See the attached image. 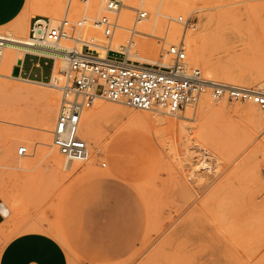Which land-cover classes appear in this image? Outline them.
<instances>
[{
  "label": "rangeland",
  "instance_id": "rangeland-1",
  "mask_svg": "<svg viewBox=\"0 0 264 264\" xmlns=\"http://www.w3.org/2000/svg\"><path fill=\"white\" fill-rule=\"evenodd\" d=\"M3 1L7 18L0 19V35L8 37L14 36L25 24L29 29L33 17L52 15L55 18V8L59 9L57 20L66 12L72 20L82 15L96 18L104 13L98 8L100 0H71L69 8L67 0ZM141 6L136 4L138 9L133 10L128 27H133L139 9L148 12L151 24L159 21V28L151 25L147 31L155 35L149 40L159 47L162 57L167 45L183 40L189 66L199 68L206 78L204 63L195 64L189 52L193 40L199 35L207 36L204 53L216 70L215 78L252 88L263 84L264 0H153L149 7ZM219 12L224 15L209 16ZM178 15H192L197 20L195 29L184 34L175 22ZM119 23H122L121 15ZM168 29H174L175 34L168 35ZM90 32L100 38H95L96 44L108 45L100 31L90 29L88 36ZM127 36L126 45L130 40L137 44L138 35L128 31ZM128 50L129 60L149 62L138 58L146 54L137 47ZM98 54L104 56L103 51L98 50ZM109 56L123 58L116 53ZM2 62L3 55L0 68ZM54 65V58L24 53L23 60L5 72L7 76L0 75V185L5 187L4 197L0 191V199L5 203L11 198L21 200L17 211L11 210L12 217L3 222V228L0 226V251L21 231L47 229L63 243L69 264H264L261 119L259 128L254 129L243 115L245 104L226 99L216 102L207 93L211 115L205 130L213 143L200 145L196 143L200 140L193 128L181 130L159 121L177 120L166 113L97 100L81 117L84 123L87 116H93L98 134V141L84 138L90 149L88 161L72 164L60 154L63 160L60 158V163L53 164L50 159L53 151H45L49 146L34 142L43 126L52 130L54 124L60 93L54 86L41 85L51 83ZM61 77L58 75V80ZM48 95L55 104L51 114L45 104ZM197 112V106L187 107L179 115L192 118ZM184 123L195 124L190 119ZM51 130L48 139H51ZM19 135L27 140L15 142L12 159L26 160L31 164L26 170L3 166V139ZM21 144L28 147V156L16 155ZM253 147L258 150L257 155L244 157ZM40 150L43 153L39 155ZM101 162L106 166L101 168ZM256 164L261 166L260 174L255 170ZM96 168L112 172L126 188L118 193H104L101 183L105 172L87 174ZM85 190L91 201L74 215L75 223L86 229L85 238L116 250L133 244L127 251L97 257L76 250L66 241L63 233L70 236L73 228H66L65 215L71 203L81 201L78 195ZM143 216L145 224L141 228ZM26 223H30L29 228H19Z\"/></svg>",
  "mask_w": 264,
  "mask_h": 264
},
{
  "label": "built area",
  "instance_id": "built-area-1",
  "mask_svg": "<svg viewBox=\"0 0 264 264\" xmlns=\"http://www.w3.org/2000/svg\"><path fill=\"white\" fill-rule=\"evenodd\" d=\"M70 2L71 0H67V7H70ZM100 2L111 12H117L121 7L120 0ZM146 17L145 11L138 12L136 22ZM175 22L182 27L183 32L194 30L197 24L192 15H178ZM94 24L106 38H110L117 28L116 20L102 13ZM86 25L90 26L89 18L82 15L72 20L68 12L56 24H52L46 16H36L29 22L30 44H23L66 58L67 67L62 71L61 79L54 83L60 96L51 130V143L66 161H88L90 149L86 140L79 135V128L82 112L97 100L136 110L158 109L175 114L184 112L187 107H195L202 95L208 93L213 101L226 99L256 105L262 114L264 129V82L261 89L251 90L207 81L199 68L189 66L186 62V50L181 41L167 45L165 51L172 60L170 66L134 62L126 57V52L110 49L107 50L106 58L100 59L96 50H92L93 41L78 37ZM1 41L0 59L3 40ZM65 41H72L73 44L66 47L63 44ZM109 53L121 54L123 58L110 57ZM35 55L53 59L43 54ZM44 64L47 62L44 61ZM28 154L29 149L25 144L18 146L17 156ZM100 165L105 167L106 163L101 162Z\"/></svg>",
  "mask_w": 264,
  "mask_h": 264
},
{
  "label": "bare ground",
  "instance_id": "bare-ground-1",
  "mask_svg": "<svg viewBox=\"0 0 264 264\" xmlns=\"http://www.w3.org/2000/svg\"><path fill=\"white\" fill-rule=\"evenodd\" d=\"M120 1H121V7H120V9L117 12H111V11L107 10L105 8L104 3H102V2H101V7H99V5H98V8L101 9L104 12L102 14H105L110 19H115V20L117 19L116 20V25H117V28H119V31H117L115 33V31L117 30V28H116L115 31H114L115 34H113L114 36L112 35L110 38H106V37H104L101 34L102 38L108 42V45L105 46V45H102V44H96L95 38L96 39L98 38V40L100 38L97 37L96 35H93L91 32H90L91 35L89 34L90 36L87 35V32L90 29L91 30L92 29L98 30L97 27H96V24H94V21L97 19L98 16L96 18L87 17V18L90 19V26L86 25L84 27V29L82 30L81 34H78V37L80 36L79 38L87 40V41L92 40L93 43H94V48L92 50H96L98 56H99L98 50L99 51H103V55L104 56H102V57L99 56L98 58H100V59L106 58L108 49L112 50L114 48V49L118 50L119 52H123L124 51V52L127 53L129 51L128 48L132 49V47H134V49H135L137 47L143 54H146V57L142 56V58H141V57H138V55H136V54H134L133 56H137L139 59H143V60L149 61V62H146V63H150V64H155L156 63V64H160V65L170 66L172 64V60L167 55V53L163 52L164 53V57H162L163 54L160 55L159 47H157V45L155 43H153V42H151L149 40L150 36L153 37L155 35L151 34L147 30L151 28V25H153L152 27H155V29L159 28V21H156L154 24H151L150 23V21H151L150 20L151 19L150 15L148 17V12L145 11L147 13V17L145 19H143V20H141V21H139L137 23L136 22V17H135L133 27H131V28L128 27V25L131 24V21H132V12H133V10L134 9H138L136 7V4L139 3L143 7L147 8V7H149L150 3L153 0H120ZM70 4H71V2H70ZM142 6H141V8H142ZM54 10H55L54 11L55 12L54 15L57 17V15H56V13H57L58 16H59V13H58L59 9L57 10L55 8ZM92 10L95 11V7H92ZM136 11L138 13V12H142L144 10L139 9V10H136ZM157 13H158V11H157ZM221 13H223V12H219V13H217V15L216 14H214V15L212 14V15H209V16L211 18L216 17V16L220 17V15H224V14H221ZM120 15H121V22H122L121 24L119 23ZM159 15L161 16L163 14L159 12ZM164 15H166V14H164ZM115 16H116V18H115ZM49 17L52 18V15L49 16ZM56 17L50 19L52 24L58 23L59 20H57ZM142 21L145 22V23L142 24ZM27 30H28V24H25L21 28H19L17 32L13 33L14 36L8 37V36L0 35V41L3 40V45H2V51H3L2 52L3 53L2 54L3 55V62L2 63H3V65L0 68V75L7 76L5 74V72H7V70L17 66L18 63L21 60H23V55L26 52L33 53V54H40V55H42V54L43 55H49V56L53 57L54 60H55V65H54V68H53V71H52V74H51V83L50 84H44L43 83L41 85L42 86H51V87L54 86L55 87L54 82H56V80H58V75L61 74V76H62V71H64L66 69V67H67L66 58L63 55H59L58 56V55H55V54H51L47 50H42V49H38V48H35V47L23 45V44H30ZM127 30L130 32V34L139 36V38L137 40V44H136L135 41L130 40L128 45H126L127 43H125V41L127 40V37H128L127 36V32L128 31ZM186 32H184V34ZM167 34L170 35V36H173L175 34V30L171 29V30H169L167 32ZM183 38H184V35H183ZM207 38H208L207 36H202V35L200 36L199 35V37H197L195 40H193L191 42V51L189 52V57L195 64L198 65L201 62L204 63L203 70L205 71V74L207 75L205 80L211 81V82H213L215 84H221V85H225V86L239 87V88H245V89H251V90H258L259 87L262 88L263 84H261V83L259 84V86L257 88H252V87H248V86L236 85V84H233L231 82H222V81H219L217 78H215L216 74H217L216 70H215L214 66L210 63V61H208L205 58L204 50H205V47L207 45ZM4 40H6V41H4ZM100 41H102V40H100ZM181 42L183 43V40ZM183 45H184V43H183ZM66 47H70V46H66ZM186 62L188 63L187 57H186ZM263 76H264V72H263ZM19 89L17 90V92L20 91ZM27 90H29V89H27ZM220 100H223V99H220ZM220 100H217L216 102H218ZM45 104H46L47 111L50 114L53 113V110L55 109V104L50 99L49 95L47 96V103L45 102ZM210 104H211V102L208 99L207 93H204L202 95L199 103L196 105L197 108H198L197 116L196 117H192V118L187 116V115H182V118H181L180 117L181 115H179V113L171 114V113H168L166 111H162V110H158V109H152V110H157L159 112H163V113L168 114V116H172L174 118H177V120L159 119V121H161L162 123L166 124L168 127H174V126L177 127L178 126L181 130L187 129V128H189V129L193 128L197 138L200 140V142H196V143L201 145V144H204L206 142H211L210 138H209V134L205 130V125H206V123H207V121H208V119L210 118V115H211L210 114L211 113L210 112L211 111L210 110ZM242 104L246 105V108H244V110H243V115H245V117L248 118L249 121H251L252 127L254 129L255 128H259V119H261V122H263V117H262V114H261L260 110L258 109V107L256 105L252 104V103H242ZM100 110H102V109H100ZM144 111H147V110H144ZM148 111H151V110H148ZM83 112H82V114H83ZM81 117H82V115H81ZM189 119L192 120L193 123H195V124H193L191 126H187L184 123V120H189ZM80 123H81V125H80V128H79V135H81V137H83V138L89 137V138H93L96 141H98L97 140L98 134L95 131L93 116H87L85 122L84 123L80 122ZM50 130H51V128H49V126H43L41 128L40 136L37 138L36 141L34 140L35 141L34 143L37 144V145H45L46 144L47 146H49L48 149H45V151L52 150L53 154L51 155L50 159L53 162V164H58V163H60V158L62 159V157H61L60 153L57 151V149L52 145L51 139L47 138ZM260 135L262 136L261 138H264V129L262 130V133ZM6 138L3 139V166H9L11 168H15V170L16 169L26 170L29 167H31V164H29L26 160H24L22 158L19 159V160L18 159L17 160L12 159V156H13L12 155V153H13V145H15V142L16 143L17 142H26L27 139L23 135L15 136L14 138H11V139H10V137H9V139H8V137H6ZM211 143H213V142H211ZM41 150L39 152V155L43 153V151H41ZM257 151L258 150L255 149V147H253L249 152L247 151L248 153L246 152L247 155L244 156V157H246V158H254L257 155ZM26 156H28V155H26ZM20 157H22V156H20ZM66 162H68V161H66ZM73 162H78V161H72V162H68V163H72L73 164ZM79 163H85V162H79ZM200 164H201V162H200ZM203 166L205 167L206 165H203ZM204 167H202V168H204ZM219 167L220 166H218V168ZM206 169L207 168H205V170ZM255 170H256V172L258 174H260V170H261L260 164H256ZM103 171L105 173H103V179H102V183H101L102 184L101 185L102 186L101 187V191H103L106 194L107 193H118L119 191H121V190L126 188L125 185L120 183L115 177L112 176V172H109L107 170H103ZM202 172H204V171H202ZM9 179H11V177H9ZM7 185L8 184H6V187H7ZM4 189H5L4 185L3 186L0 185V191L3 192V197H4V193H5ZM7 190H9V189L7 188ZM7 190H5L6 193H7ZM11 193H12V191H11ZM20 201H21L20 199L18 200L16 198H11V201H6V203L3 201V203L8 209L12 210L13 212H16L18 207H19ZM0 206H1V203H0ZM0 210H1V207H0ZM2 218H3V216L0 213V220Z\"/></svg>",
  "mask_w": 264,
  "mask_h": 264
},
{
  "label": "crops",
  "instance_id": "crops-1",
  "mask_svg": "<svg viewBox=\"0 0 264 264\" xmlns=\"http://www.w3.org/2000/svg\"><path fill=\"white\" fill-rule=\"evenodd\" d=\"M6 15L5 2L0 0V19L5 20L7 18ZM12 23L13 22L10 24ZM91 170L92 171H88L87 174H89V172L100 171L103 169L96 168ZM135 187L137 186L135 185ZM87 191L88 190H85L78 195V197L81 196V201L71 203L68 213L65 215L68 218V226L66 228H73L72 235L68 236L63 233L66 241L76 250L97 257L114 256L127 251L133 244L126 246L123 249L116 250L112 247L107 248L98 242H93L92 240L85 238L83 231L86 229L80 228L75 223L74 215L82 206L91 201ZM0 203V211L3 216L0 220V226L3 228V222L8 221L13 214L11 213V210L4 205L2 199H0ZM144 224L145 221L143 216V224L141 228H144ZM29 226L30 223H26L19 228H29ZM79 255L86 258L83 253H79ZM33 257H36V259H33ZM0 264H69V262L63 243L55 235L51 234L48 230H25L13 236L4 247H2L0 251Z\"/></svg>",
  "mask_w": 264,
  "mask_h": 264
},
{
  "label": "snow or ice",
  "instance_id": "snow-or-ice-1",
  "mask_svg": "<svg viewBox=\"0 0 264 264\" xmlns=\"http://www.w3.org/2000/svg\"><path fill=\"white\" fill-rule=\"evenodd\" d=\"M33 259H36V257H33Z\"/></svg>",
  "mask_w": 264,
  "mask_h": 264
}]
</instances>
